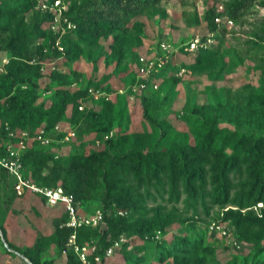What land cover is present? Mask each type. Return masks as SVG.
<instances>
[{
	"label": "rangeland",
	"instance_id": "rangeland-1",
	"mask_svg": "<svg viewBox=\"0 0 264 264\" xmlns=\"http://www.w3.org/2000/svg\"><path fill=\"white\" fill-rule=\"evenodd\" d=\"M62 1L66 16L75 25L77 11L71 7L74 3L80 5L81 0ZM44 3L52 4L51 0H37L26 17L32 36L30 64H41L40 75L33 78L40 87L37 103L45 102L49 110L56 102L58 91H86L79 105L83 110L78 108L85 114L73 115L72 105H69L61 121L50 129L45 128L51 123L50 115L40 125L34 123L35 118L27 128L17 129L29 136L44 129L50 142L40 146L54 154L51 160L27 163L26 178L31 183L42 187V179L55 162L88 157L115 134L140 133L156 139L158 129L146 121L145 107H158L160 116L168 117L178 131L195 129L209 116L217 117L220 127L264 130V0H255L237 17L231 16L230 0H162L150 7L127 9V13L109 16L117 24L110 34H96L93 39L84 41L73 33L70 42L66 37L75 29L68 30L60 41V34L51 29L52 11L44 9ZM212 15L222 22L217 32L209 36L207 49H204L211 55L194 67L190 62H194L197 55L186 53L182 46L207 34L208 18ZM228 20L232 24L227 23ZM6 24L5 20H0V28ZM38 30L44 36H40ZM51 38H54L52 43ZM3 40L0 36V44ZM161 43L175 51L170 58L175 63L155 74L145 92L134 94L131 89L143 76L141 59H150L159 51ZM9 60V54L0 51V75L5 73ZM179 67L187 70L183 77L179 76ZM30 87L28 83L18 86L21 91H28ZM102 102L114 105L110 120L97 115L103 108ZM79 172L84 184L88 185L89 181L93 189L88 186L81 194L76 202L78 213L87 218L101 214L99 224H104L100 199L107 182L102 176L103 169L91 165L80 168ZM93 172L96 178L89 176ZM133 175L134 172L126 175V192L128 187L136 188ZM214 179L207 170V194L196 201L190 194H183L176 203L169 202L167 196L160 198L155 191L152 192L154 198L143 196V205L149 213L136 215L132 224L138 220V225L147 223L153 227L152 232L131 238L122 236L99 255L95 239L90 238L80 245L77 237L80 229L91 231L96 227L72 229L64 251H60L56 239L59 233L61 236L60 231L68 228L65 209L47 206L37 194L17 197L12 184L7 187L0 173V228L4 232L3 237L0 236V264H66L71 252L79 260L73 247L68 245L72 235H76L78 245L86 246L87 264H264V201L240 210L247 223L255 224L254 227H239L236 220L226 218L228 211L239 209L233 201L239 203L251 190L255 196H260L264 191L262 183L247 169L231 174L232 202L223 204L222 198L218 200L214 196ZM6 202L16 213L6 209ZM116 213L121 217L131 214ZM63 216L58 225L57 219ZM179 239L189 245H181ZM37 242L39 247L31 260L11 249L25 251ZM79 263L83 264L80 260Z\"/></svg>",
	"mask_w": 264,
	"mask_h": 264
},
{
	"label": "trees",
	"instance_id": "trees-1",
	"mask_svg": "<svg viewBox=\"0 0 264 264\" xmlns=\"http://www.w3.org/2000/svg\"><path fill=\"white\" fill-rule=\"evenodd\" d=\"M36 1L0 0V20H5L7 23L0 28V36L4 39L0 44V51L8 53L10 57L9 63L5 66V73L0 75V135L2 136L6 135V128L10 130L27 128V124L34 122L35 118H37V122L34 123L40 125L47 115L51 116V123L49 122L45 128L50 129L61 121L69 105H72L73 115L85 114L79 112L78 108L80 101L85 99L86 91H58L56 102L49 110L46 109L45 102L37 103L40 98V87L33 78L40 75L41 64L39 62L35 65L30 64L33 60V53L29 50L32 36L26 21V17L31 13ZM53 1L55 0H51V2ZM161 1L81 0L80 5L74 3L71 7L72 10L77 11L74 18L76 28L74 31H69L66 38L70 42L74 33L79 40L88 41L93 39L96 34H110L116 30L117 24L113 23L114 21H111L109 16L115 15L117 12L126 11L127 13V9L134 11L150 7ZM230 1L231 16L237 17L247 10L255 0ZM100 7L104 9H100ZM104 15L107 17L104 18ZM217 18L213 15L208 18L207 34L202 37L203 41L217 32L219 26V23L216 22ZM38 34L44 36L40 30H38ZM53 41L54 38H51L50 43ZM194 54L197 55V59L190 62L194 67H198L201 63L200 60L211 55L208 50L204 49ZM174 63L172 59L165 68L168 70ZM27 83L31 86L28 91H21L18 88V86ZM102 103L103 108L97 115L110 120L114 105L111 102ZM159 111L160 109L156 106L145 107L146 121L158 129L159 135L156 139L151 135L140 133L115 134L110 141L101 145L88 157L82 156L78 160L69 159L64 163L55 162L49 174L42 179V187L54 190L62 189L66 194L73 195L78 202L88 186L93 189L89 181L88 185L84 184L79 169L91 165L103 169L102 176L104 182H107L104 194L100 199V205L105 215L104 224H99L91 231L83 228L77 232L80 245H84L90 238L95 239L99 255L104 254L122 236L131 238L145 236L152 232L151 225L147 223L138 225L139 220L132 224V220L136 215L145 216L149 213L146 206L143 205V196L154 198L153 191L160 198L167 196L171 203L179 202L183 194H190L196 201L207 194L205 176L207 170H210L215 176L213 181L216 186L214 196L218 200L222 198L223 204H228L232 202L230 200L232 188L230 176L244 169H247L251 176L261 182L264 189V130L220 127L219 119L209 116L203 118L201 124L195 129L178 131L168 117L160 116ZM109 128L110 126H107V130ZM53 157L54 154L48 149L41 147L40 144H33L23 156L25 177L29 161L51 160ZM129 172H134L132 182L136 184V188L128 187L126 192L124 186L128 182L126 175ZM0 173L5 185L8 187L9 184H12L14 190V180L2 169H0ZM89 176L97 177L95 172ZM262 201H264V191L260 196H255L251 190L247 198L239 203L233 201L239 209L228 211L227 220H236V225L239 227L243 225L256 226L247 223L240 210L251 208ZM5 207L16 213L7 202ZM119 211L131 214L128 217H121L116 213ZM63 218L64 216L57 219L58 225ZM1 231L4 234L2 229ZM60 232L61 236L59 233L56 239L57 247L60 251H64V246L73 230L67 228ZM85 235H87L86 238ZM179 242L183 246L189 245L183 239H179ZM38 245L37 242L32 248L25 251H19L14 247L11 249L16 254L31 260L33 254L37 253ZM75 263H79V260L71 252L66 264Z\"/></svg>",
	"mask_w": 264,
	"mask_h": 264
},
{
	"label": "built area",
	"instance_id": "built-area-1",
	"mask_svg": "<svg viewBox=\"0 0 264 264\" xmlns=\"http://www.w3.org/2000/svg\"><path fill=\"white\" fill-rule=\"evenodd\" d=\"M44 9H50L52 11V31L57 32L60 41L61 37L66 34L68 30H74L76 26L69 20L66 16V7L62 0H55L52 2L51 6L46 3L42 5ZM217 23H221L222 19L217 18ZM227 23L232 24L231 20ZM210 40L207 39L203 41L200 37L190 41L189 43L182 46V50L186 53L194 54L201 49H207V44ZM62 49V48H61ZM175 51L170 49V46L166 43H161L159 51L154 53L152 57L148 60L142 58L141 63L144 65L143 76L138 80V82L133 85L132 92L143 93L150 87V82L159 71L164 69L167 64L171 61L170 58ZM179 76L183 77L186 75L187 70L183 67H179ZM83 110V107H79ZM6 135H0V169L6 172L11 179L14 180V190L17 197H24L27 193L37 194L41 196L46 205L55 208L61 206L65 209L68 214L69 220L67 222V227L77 231L83 227L95 228L102 222V215H97L95 217H83L78 213V208L76 205V200L73 195L66 194L62 189H51L48 187H38L37 185L31 183L27 180L24 175V164L23 156L29 150V148L37 143L40 145L49 144L47 132L42 129L37 131L34 135L29 136L26 132H21L19 130H10L6 128ZM70 135L74 136V133ZM3 235L0 229V236ZM68 245L73 247L76 255L83 264L88 263L87 259V248L86 246H80L76 242V235H72L69 240ZM111 250V249H110ZM109 254L112 251H108ZM99 261V258H95Z\"/></svg>",
	"mask_w": 264,
	"mask_h": 264
},
{
	"label": "water",
	"instance_id": "water-1",
	"mask_svg": "<svg viewBox=\"0 0 264 264\" xmlns=\"http://www.w3.org/2000/svg\"><path fill=\"white\" fill-rule=\"evenodd\" d=\"M1 237H3V235H1ZM22 256V255H21ZM23 257V256H22ZM24 258V257H23ZM26 259V258H25Z\"/></svg>",
	"mask_w": 264,
	"mask_h": 264
}]
</instances>
